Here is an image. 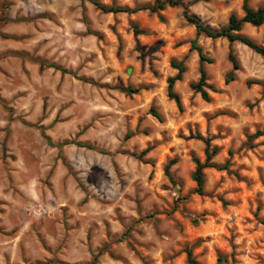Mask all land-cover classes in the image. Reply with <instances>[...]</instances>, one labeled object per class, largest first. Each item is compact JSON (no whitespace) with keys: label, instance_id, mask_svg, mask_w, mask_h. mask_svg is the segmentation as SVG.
<instances>
[{"label":"rangeland","instance_id":"1","mask_svg":"<svg viewBox=\"0 0 264 264\" xmlns=\"http://www.w3.org/2000/svg\"><path fill=\"white\" fill-rule=\"evenodd\" d=\"M193 1L160 20L88 0H0V264H190L187 249L198 264H264V59L234 42V70L229 42L200 35L216 90L204 101L190 88L200 61L184 7L221 28L242 0ZM243 32L264 45V25ZM172 59L186 66L174 85L182 111L166 94ZM195 135L217 147L213 162L229 161L203 170L202 195Z\"/></svg>","mask_w":264,"mask_h":264},{"label":"trees","instance_id":"2","mask_svg":"<svg viewBox=\"0 0 264 264\" xmlns=\"http://www.w3.org/2000/svg\"><path fill=\"white\" fill-rule=\"evenodd\" d=\"M90 3L95 5L97 8H99L101 11L108 13H137L139 11H148L150 13H157L160 20H163L162 15L160 14L161 11H163L166 7L175 6L178 4L181 0H153L152 3L149 4H143V5H137L134 7H128V6H120V5H105L100 3L98 0H88ZM198 1H204L208 2L210 0H194L193 2ZM184 18L185 20L194 26L195 29V37L190 40V50L196 51L199 61H200V67H199V78L196 82L190 84V88L194 90L196 93H199L201 98L204 101H209L210 96L207 91V88L211 91H216L212 85H209L207 82V73L203 67V63H211L213 61L212 58L207 56L205 52L203 51L202 47L198 43L197 39L200 35H204L205 37L211 38V39H217V38H225L229 42V51H228V60L232 64V67L234 70H238L240 68L239 62L233 52L232 44L234 42H239L248 48H250L252 51L260 55L264 59V45L256 42L254 39H252L250 36L245 34L243 32V27L245 24H249L252 27H260L264 25V5H260L257 7H252L249 4V0H242L241 4V11L242 15L238 16L235 13H231L228 17L227 23L225 26L221 28H212L209 25L205 24L199 17H197L194 14H190L186 7H184ZM135 33H144V31L137 29L134 27ZM156 50V47L152 49ZM170 66L176 70V73L172 76L167 77L166 79V94L167 97L170 100H173L176 104V107L179 111H182L181 101L179 94L175 91L174 85L177 81H180L182 79L183 73L186 71V66L183 62V60H176L172 59L170 61ZM49 67H53L56 70H60L61 73H71L65 68L60 67L59 65L51 64ZM234 77H232L233 79ZM229 80V79H228ZM258 84L259 81H247V84ZM118 89L125 93H136L138 92V89H133L130 87L123 88L121 86L118 87ZM149 114H151L153 117H155L159 122L163 121V117L160 114V112L157 110V108L154 105L150 106ZM127 136H130L128 134ZM196 139L201 140L204 143V155L205 159L204 161H200L197 157H193L192 161L195 164V169L191 174V180L195 182L196 187L194 189V192L202 195L203 194V188L205 183L204 173L203 170L205 168H216V169H222V170H228L229 161L227 160L224 164L218 165L215 162L212 161L213 157L217 153V147L214 145H211V139L208 137H203L201 135H195ZM149 148L144 149L141 151L137 156L138 159H141L142 156L146 155L149 152ZM176 162V159H172L169 161L168 165L165 167L164 173L169 179L170 182L173 184L176 183L173 175L170 172V167ZM186 256H187V262L190 264H198L195 259L191 255L190 249L186 250ZM220 262L224 264L225 258L219 257ZM95 262H92L94 264Z\"/></svg>","mask_w":264,"mask_h":264},{"label":"crops","instance_id":"3","mask_svg":"<svg viewBox=\"0 0 264 264\" xmlns=\"http://www.w3.org/2000/svg\"><path fill=\"white\" fill-rule=\"evenodd\" d=\"M245 25H249V24H245ZM245 25H244V26H245ZM249 26H250V25H249ZM262 26H263V25H262ZM251 27H252V26H251ZM260 27H261V26H260ZM254 28H257V27H254Z\"/></svg>","mask_w":264,"mask_h":264}]
</instances>
